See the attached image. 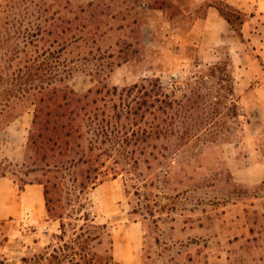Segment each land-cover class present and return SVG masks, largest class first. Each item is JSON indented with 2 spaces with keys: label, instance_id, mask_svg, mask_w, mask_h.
Masks as SVG:
<instances>
[{
  "label": "rangeland",
  "instance_id": "1",
  "mask_svg": "<svg viewBox=\"0 0 264 264\" xmlns=\"http://www.w3.org/2000/svg\"><path fill=\"white\" fill-rule=\"evenodd\" d=\"M135 1L102 3L126 13ZM53 2L0 0V203L8 206L0 210V264H123L113 234L129 221L145 238L139 264H264V135L254 133L242 100L232 94L224 51L140 50L129 63L99 75L98 62H80L67 80L78 93L105 83L121 90L159 77L174 106L165 112L156 103L134 135L125 139L122 132L120 140L104 145L115 151L101 160L87 126L86 137L68 148L50 152L32 144L33 94L40 83L35 65L44 58L48 70L51 56L14 36L52 28L45 19L54 9L42 18L40 13ZM250 2L260 8L219 5L237 27L238 17L252 14V26L263 29L264 0ZM28 6L34 15L26 14ZM125 32H115L103 47L123 49ZM255 37L264 43L263 30ZM136 39H130L135 47ZM14 40L17 60L9 48ZM26 89L30 96L22 101ZM31 186L43 197L47 192L43 217L13 215L12 202Z\"/></svg>",
  "mask_w": 264,
  "mask_h": 264
},
{
  "label": "trees",
  "instance_id": "2",
  "mask_svg": "<svg viewBox=\"0 0 264 264\" xmlns=\"http://www.w3.org/2000/svg\"><path fill=\"white\" fill-rule=\"evenodd\" d=\"M139 1L136 0L137 6L133 4L126 13L113 12L112 6L102 3V0L88 2L54 0L42 12V5L45 2L39 3L37 6L39 10L36 12H41L40 18L46 15L45 12L50 13L51 9H54L45 19L46 22L51 21L52 28L39 29L33 33L18 32L14 36L16 40L20 38L27 40L25 44L34 42L39 51L43 49L42 55L49 52L51 56L50 64L47 65L48 70L44 58H39L35 65L37 74L34 76L39 77L40 83L34 87L36 93L33 94L35 97L33 104L36 108L31 139L38 150L46 149L53 152L58 148H68L75 143L74 141L86 137L88 132H84V127L87 126L88 131L93 132L94 136L90 138L92 150L102 149L99 159L101 160V156L104 155L112 157L111 150L115 151V148L104 147L107 142L113 144L120 140L119 134L122 132L126 136L125 139L130 131L134 135L136 133L134 127L144 121L148 114H152V108L156 107V103L164 104L161 109L165 112L174 106L173 101L166 100L167 94L159 77H144L140 83L121 90L105 83L84 93H78L67 82L76 69V64L80 62H98L100 69L96 71L97 75L107 70L111 73L117 67L129 63L131 54L146 50L144 47L141 48L139 41L140 16L134 15L135 13L140 15ZM28 2L29 0H23V3ZM28 12L26 14L34 15V11H29V6ZM223 15L237 31H240L245 21L244 17H238L240 27H237L231 16L226 13ZM115 32L118 37L122 36V32L127 35L123 49L117 52L113 49V44L107 48L102 44L111 39ZM134 34H137L138 38L137 47L130 41ZM13 42L15 43L9 48L12 58L17 60L20 57L17 48L19 42L17 44L15 40ZM45 71H49L48 77ZM4 73L5 76L8 75L6 70L1 71L3 78ZM29 96L30 89L29 91L26 89L19 99L24 101ZM45 196L47 197V192ZM47 210L50 211L49 207Z\"/></svg>",
  "mask_w": 264,
  "mask_h": 264
},
{
  "label": "crops",
  "instance_id": "3",
  "mask_svg": "<svg viewBox=\"0 0 264 264\" xmlns=\"http://www.w3.org/2000/svg\"><path fill=\"white\" fill-rule=\"evenodd\" d=\"M221 1L248 12L260 8L250 2L253 0H140V46L146 50L194 49L208 54L224 51L235 84L232 94L242 100V110L251 116L254 133L261 136L264 135V59L261 61L262 56L256 51L259 45L264 48V43L259 44L255 36L264 32V28H254L255 16L250 14L237 31L223 15ZM260 54L264 55V49ZM43 196L39 188H26L12 202V214L16 211L19 217L29 212L33 219L42 218ZM3 208L8 206L0 203V210L4 211ZM137 230V223L131 221L114 227L115 255L123 264L141 263L138 254L145 238L139 237ZM44 243L39 241V245Z\"/></svg>",
  "mask_w": 264,
  "mask_h": 264
}]
</instances>
